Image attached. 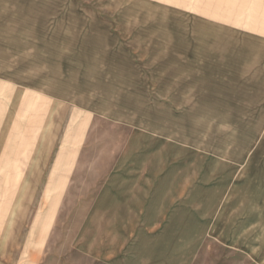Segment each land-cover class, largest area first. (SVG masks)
<instances>
[{
	"label": "rangeland",
	"instance_id": "obj_1",
	"mask_svg": "<svg viewBox=\"0 0 264 264\" xmlns=\"http://www.w3.org/2000/svg\"><path fill=\"white\" fill-rule=\"evenodd\" d=\"M182 1L0 0V264H256L97 208L150 148L223 152L252 100L264 0H223V20Z\"/></svg>",
	"mask_w": 264,
	"mask_h": 264
},
{
	"label": "crops",
	"instance_id": "obj_2",
	"mask_svg": "<svg viewBox=\"0 0 264 264\" xmlns=\"http://www.w3.org/2000/svg\"><path fill=\"white\" fill-rule=\"evenodd\" d=\"M187 7L223 20V0H191ZM245 60L252 66L242 69L247 77L237 89L252 100L241 110L235 136H223V152L188 147L186 153H166L150 148L141 154L139 167L113 170L107 189L116 194L114 200L99 201L97 208L110 209L116 221L123 214L124 225L131 224L133 216L145 231L165 223L172 234L194 240L201 238L195 235H206L252 263L264 262V57ZM33 102L28 97L26 113L32 111L36 117ZM77 138L72 132L65 141ZM62 150L63 162L68 155Z\"/></svg>",
	"mask_w": 264,
	"mask_h": 264
}]
</instances>
